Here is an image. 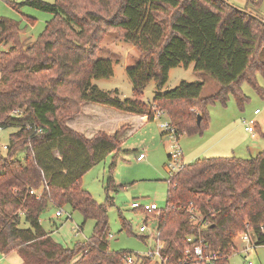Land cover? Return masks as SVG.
<instances>
[{"label":"trees","instance_id":"1","mask_svg":"<svg viewBox=\"0 0 264 264\" xmlns=\"http://www.w3.org/2000/svg\"><path fill=\"white\" fill-rule=\"evenodd\" d=\"M259 2L245 0L239 8L225 0H22L15 7L53 15L29 43L20 38L18 22L0 16V45L9 44L0 47V128L15 129L0 151V252H17L21 264H122L130 252L108 247V203L97 202L81 181L92 166L122 151L123 127L86 137L62 116L77 115L83 103L93 102L146 115L148 121L161 111L172 127L165 133L175 139L202 134L208 104L225 102L230 93L243 102L244 80L260 90L254 76L264 77ZM109 28L139 52L126 66L130 97L92 82L113 74L111 60L97 55ZM190 64L218 82L216 93L201 97L202 81L182 80L150 102L142 99L150 81L161 88L171 68ZM14 109L20 113L12 114ZM48 203L69 205L84 222L93 219L88 240L73 247L57 242L40 222ZM148 217L154 218L155 238L164 242L161 256L171 264L186 259L184 250L195 243L204 254L222 255L215 264H228L226 255L240 232L249 231L255 245H263L264 150L248 159L212 156L182 164L167 178L166 206L147 212L144 220Z\"/></svg>","mask_w":264,"mask_h":264},{"label":"rangeland","instance_id":"2","mask_svg":"<svg viewBox=\"0 0 264 264\" xmlns=\"http://www.w3.org/2000/svg\"><path fill=\"white\" fill-rule=\"evenodd\" d=\"M22 0H0V16L18 22L20 38L27 43L38 37L44 26L53 15L39 9L21 6L15 7ZM53 2V0H46ZM231 5L242 8L245 0H225ZM258 13L264 17V0L258 4ZM30 19H33L30 22ZM8 45H0L6 49ZM97 55L111 60L113 74L108 78L92 79L102 90L118 89L121 97L132 96V83L127 75L126 66L132 64L139 55L134 45L124 41L121 32L109 28L102 36L97 49ZM258 90L249 81L240 83V91L244 97L240 103L238 97L230 93L225 102L215 100L207 105V122L204 123L202 134H181L175 139L172 134L165 133L162 124L168 123L165 113L155 115L153 120L134 118L129 124H120V120L108 118V115H90L85 108L83 114L77 117V123L93 126L97 119L112 123L109 125L123 127L121 135V149L116 156L110 154L104 160L92 166L82 176V186L99 203H108L107 216L109 224L108 247L111 251H129L132 254H144L154 248L155 241L148 237L149 233H139L138 227L145 220V214L132 209L130 204L140 200L146 203H155L158 208L166 206L167 178L170 176L171 165H181L192 162L197 158L214 156H236L250 158L264 150V77L260 72L254 74ZM182 80L202 81L201 97L216 93L219 84L212 77L188 67L176 66L169 70L168 79L163 87L158 88L154 81H150L143 90L142 99L150 102L156 92H164L174 88ZM97 105L98 103L89 102ZM102 105V104H99ZM112 109L109 106L103 105ZM259 109L258 114L254 110ZM119 111V110H118ZM123 112V111H120ZM63 122L74 116L64 117ZM256 120L255 134L245 131V122ZM79 121V122H78ZM13 127L0 128V150L8 143V135L14 131ZM84 135V134H83ZM85 136V135H84ZM4 153V150L3 152ZM143 153L141 160L137 159ZM58 156L57 152H54ZM168 155L172 156L169 158ZM113 163V165H112ZM175 169H172V171ZM109 177L112 185L107 187ZM61 209L63 215L55 216V211ZM41 224L46 231H53L52 237L67 247H73L77 242L88 240L91 236L94 220L87 219L78 210H71L69 205L56 207L48 203L46 210L41 214ZM128 227L123 228L122 224ZM146 223L151 227L155 222L148 217ZM81 228H79V226ZM238 233L234 237V246L229 263L234 264H264V244L251 246L247 252L240 251L243 243ZM146 236L145 238L140 236ZM143 260V259H142ZM138 260L136 264H144ZM154 257L151 264H155Z\"/></svg>","mask_w":264,"mask_h":264},{"label":"built area","instance_id":"3","mask_svg":"<svg viewBox=\"0 0 264 264\" xmlns=\"http://www.w3.org/2000/svg\"><path fill=\"white\" fill-rule=\"evenodd\" d=\"M18 113H20L19 110L14 109L12 111V114L17 115ZM163 112L161 111H157V115L162 114ZM259 113V109H255L254 110V114H258ZM255 126H256V120L251 119L247 122H245V131H247L248 133H251L253 136L255 134ZM162 128H165V131H172V127L170 126L169 122L162 124ZM34 132L36 133H41L42 129L41 128H34ZM7 148V144L2 145V149L6 150ZM2 150V151H3ZM1 151V150H0ZM144 157L143 153H140L137 156L138 160H141ZM181 165H171V170H169V172H171L170 175H172L175 171H177L179 169ZM172 169H175L172 171ZM30 193H33V190L30 191ZM37 196L39 197L40 195V191L36 193ZM132 209L135 210H139L142 213L145 214L146 217V213L149 211H158L160 208H158V206L155 203H146L144 201H140V200H136L133 201L130 204ZM63 215V211L61 209H58L55 211V216L56 217H61ZM147 219V218H146ZM154 219V218H152ZM138 232L143 234V233H149L148 237L151 235V238L155 241V245L154 248L150 249L148 252L144 253V254H132V253H127L124 258H123V262L122 264H136L138 263V260H142L143 257H151L152 259L154 257H157V261L155 264H171L168 263L167 258H163L161 256V249L164 245V242L160 239L155 238V236H157L158 232L156 231V229H154V227H151L149 224L146 223V221H144L143 223H141V225H139L138 227ZM241 242L244 244L243 247L240 249V251L235 252L237 253H242V252H247L251 246H256L255 245V241L251 235V233L249 231L247 232H242L239 235ZM235 243V242H234ZM235 250V246L233 245L232 250ZM226 255V257L228 258V264H234V263H229V258L232 254L231 253ZM185 253V257L186 259L178 262L177 264H215L217 261L221 260L222 255L219 252H212L209 254H204L203 252V246L200 243H195L194 245H192V247H187L184 250ZM248 264H251V262H248Z\"/></svg>","mask_w":264,"mask_h":264},{"label":"crops","instance_id":"4","mask_svg":"<svg viewBox=\"0 0 264 264\" xmlns=\"http://www.w3.org/2000/svg\"><path fill=\"white\" fill-rule=\"evenodd\" d=\"M88 103L89 102L83 103L80 107V112L74 117L69 118L67 120L68 127H70L71 129L77 132L84 134L86 137H92L98 131H104L108 135H112L114 132L119 130L121 127L109 125V124H112L113 122L107 124L104 118L103 120L97 119V123H93L94 124L93 126H90V125L88 126L87 124L80 125L79 123H77V117L80 114H83V110L85 108H87L90 111V115H87L88 118L91 115H99V116H105V117L106 115H108V118L120 120L121 122L119 125L129 124L128 122L130 120L137 118V117L141 118L142 120L147 119L146 115L133 114V113H128V112H120V110L118 111L117 109H114V108L112 110L103 105H99V104L94 105V104H88ZM170 158H172V156H170ZM81 226L82 225H80L79 228H81ZM48 232H50L52 235L53 231H48ZM21 261L22 259L17 252H11L10 254H3L0 252V264H21ZM149 264H151V262Z\"/></svg>","mask_w":264,"mask_h":264},{"label":"water","instance_id":"5","mask_svg":"<svg viewBox=\"0 0 264 264\" xmlns=\"http://www.w3.org/2000/svg\"><path fill=\"white\" fill-rule=\"evenodd\" d=\"M200 120H201V117H200V115L198 114V115H197V123H198V124L200 123Z\"/></svg>","mask_w":264,"mask_h":264}]
</instances>
